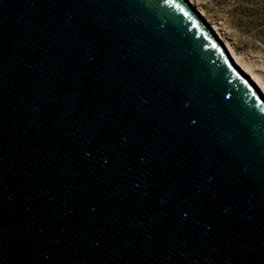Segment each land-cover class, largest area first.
<instances>
[{"label":"water","instance_id":"1","mask_svg":"<svg viewBox=\"0 0 264 264\" xmlns=\"http://www.w3.org/2000/svg\"><path fill=\"white\" fill-rule=\"evenodd\" d=\"M205 31L178 0H0V264H264V100Z\"/></svg>","mask_w":264,"mask_h":264},{"label":"rangeland","instance_id":"2","mask_svg":"<svg viewBox=\"0 0 264 264\" xmlns=\"http://www.w3.org/2000/svg\"><path fill=\"white\" fill-rule=\"evenodd\" d=\"M192 1L204 13L203 22L216 25L236 54L264 69V0Z\"/></svg>","mask_w":264,"mask_h":264},{"label":"bare ground","instance_id":"3","mask_svg":"<svg viewBox=\"0 0 264 264\" xmlns=\"http://www.w3.org/2000/svg\"><path fill=\"white\" fill-rule=\"evenodd\" d=\"M189 1L193 3L192 0ZM189 1L183 0V3H186L185 5L188 6L191 4ZM199 12L200 14H204L202 10H199ZM211 28L223 43L222 44L223 46H221L219 43L215 41L214 36L209 31L207 32L205 31V34L208 37V39H210L214 43V45L217 46L219 51V54L217 53V55L221 59L224 58L225 62H228V65L231 66L235 71L238 72V70H240L242 73H244L248 77V79H250L252 84L255 86L256 88L255 90L258 92V94H260L263 97L264 100V69L260 68L255 63L249 62L243 56L236 54L231 44L227 41V39L224 38L219 33L216 25H211ZM228 57L231 62L227 59ZM256 91L254 92L252 91V92L254 97L258 99L259 97H257Z\"/></svg>","mask_w":264,"mask_h":264}]
</instances>
